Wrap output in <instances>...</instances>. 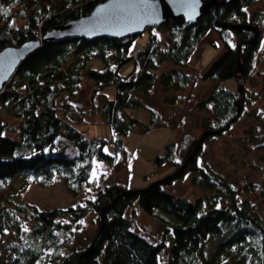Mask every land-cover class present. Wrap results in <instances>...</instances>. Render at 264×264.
Returning a JSON list of instances; mask_svg holds the SVG:
<instances>
[{
	"label": "trees",
	"instance_id": "1",
	"mask_svg": "<svg viewBox=\"0 0 264 264\" xmlns=\"http://www.w3.org/2000/svg\"><path fill=\"white\" fill-rule=\"evenodd\" d=\"M106 1L0 0V52L37 42L52 29L89 16ZM260 1L220 0L214 13L185 30L174 29L168 21L152 26L149 40L134 54L131 48L142 34L122 39H66L42 44L28 56L0 92V192L14 187L18 180L23 184L0 205V264H264V218L256 212L255 204L244 198L246 192L264 197V182L250 183L242 191L199 163L203 146L186 171L192 175L193 185L206 192L195 200L168 191L166 187L172 182L131 196L122 195L129 191L127 184H109L95 190L92 197L49 210L17 200L33 185L49 188L59 182L79 198L84 185H90L96 163L115 165L118 154L124 151L121 142L89 139L71 123L73 109L62 105V99L74 97L86 81H93V86L90 107L81 118L99 114L121 136L138 127H154L159 122L156 112L145 124L129 110L149 109L144 98L157 86L163 91L195 86L198 76L178 68L161 70L167 62L189 67V60L210 31L221 35L225 50L200 79L238 80V58L246 56L254 32L230 30L218 23L259 26L263 32L247 58L245 81L254 70L264 37V12L248 11ZM157 31L168 37L161 39ZM130 62L134 71L120 74L119 68ZM111 85L117 88L114 99L104 93ZM241 98L239 92L213 87L201 103V108L212 113L205 130L219 131L233 122ZM172 103L182 100L174 98ZM8 114L16 124L4 120ZM62 139L78 148L77 156L61 153ZM195 144L179 160V146L171 143L155 162L178 169ZM107 145L114 149L113 154L106 151ZM135 205L163 225L160 241L154 243L137 231L136 220L129 215ZM91 213L98 225L92 244L72 248L83 231V220Z\"/></svg>",
	"mask_w": 264,
	"mask_h": 264
},
{
	"label": "rangeland",
	"instance_id": "2",
	"mask_svg": "<svg viewBox=\"0 0 264 264\" xmlns=\"http://www.w3.org/2000/svg\"><path fill=\"white\" fill-rule=\"evenodd\" d=\"M207 1L204 0L205 3ZM217 2L219 4L220 0ZM217 7H212V9ZM248 11L251 14L264 12V0L249 8ZM19 24L22 23L19 21ZM157 34L163 40L168 37L161 31H157ZM148 40L149 32L146 31L134 41L131 54L136 53ZM230 42L232 45L235 44L233 37ZM224 50L225 43L221 35L216 31H210L189 60V67L175 66L171 62H167L161 71L178 68L198 76L197 84L182 91H163L158 86L155 87L150 95L144 98L149 109H132L129 112L133 118L145 124L149 123L152 114L156 112L159 122L149 129L135 128L127 136L119 135L117 137V133L104 122L99 114H89L86 118H81V114L90 107L89 98L93 81H86L74 97H63L64 104L62 105L73 109L71 118H69L71 123L78 130L83 131L87 138L117 140L123 143L124 151L118 154V161L115 165L96 163V171L90 185L87 187L84 185V190L79 198L68 193L66 187L59 182L49 188L33 185L17 200L34 204L41 210L64 208L76 202L77 199L92 197L95 190L102 189L109 184H127L129 190L143 189L151 183L177 172L179 168L175 169L167 164L158 165L155 160L164 153L167 145L174 142L179 146V160H182L191 144L194 141L197 143L202 134L207 131L204 124L211 120L212 113L201 108V103L207 98L213 87H224L241 93L239 79L226 81H202L200 79V75ZM134 69V63L130 62L121 66L119 72L122 75H128ZM243 89L244 99H239L242 104L240 116L223 135H212L213 137L206 142L207 138L204 141L205 145L203 144L204 151L198 157L202 166L204 165L214 174L228 179L242 191L250 183L261 184L264 182V37H262L255 55L254 70L245 79ZM104 93L106 98L114 99L117 96V88L114 85L108 86ZM174 98H181L182 103H172ZM4 120L8 123H17L11 114L4 115ZM60 143L62 154L67 157L78 155L79 151L76 146L69 144L64 139ZM106 151L114 153V149L109 145L106 146ZM191 180L192 175L185 174L181 181L172 182L166 189L177 196L191 200L202 197L206 192L201 187L193 185ZM22 185V182L18 180L14 187H7L0 192V205H3L2 202L6 196L17 192ZM244 195V198L255 204L258 215L264 218V197L257 193L246 192ZM129 215L136 220L139 233L147 236L154 243L162 239L163 225L155 218L144 213L137 205L134 210L129 212ZM82 227L83 231L74 240L72 248H85L92 244V239L98 229L95 215L91 213L83 220ZM167 257L165 254L164 258L167 259Z\"/></svg>",
	"mask_w": 264,
	"mask_h": 264
},
{
	"label": "water",
	"instance_id": "3",
	"mask_svg": "<svg viewBox=\"0 0 264 264\" xmlns=\"http://www.w3.org/2000/svg\"><path fill=\"white\" fill-rule=\"evenodd\" d=\"M220 3V2H219ZM217 0H107L98 5L87 17L71 21L60 27L54 28L44 35L43 39L37 42L27 43L18 48H7L0 52V92L16 73L19 66L42 44L58 42L66 39H87L93 40L98 37L122 39L143 34L152 26H160L164 22H170L176 30H185L195 25L204 15L215 12L212 7L218 6ZM224 28L241 30L245 28L238 25L219 24ZM256 32L249 42V48L243 60L238 58L236 73L241 82L239 91L244 96V77L247 75V58L260 39L258 27L253 28ZM238 114L233 122L240 116L241 101H238ZM233 122L219 131H205L196 143L192 153L184 164L174 174L157 180L143 189H135L124 192L122 195L131 196L144 193L157 185H164L174 182L184 176L190 161L195 158L204 144V141L211 135H217L226 130ZM105 215V210L103 211ZM102 230V229H101ZM101 232V231H100ZM99 232V233H100ZM99 234L97 235V237ZM97 238H95L96 241ZM95 245V242L93 246Z\"/></svg>",
	"mask_w": 264,
	"mask_h": 264
},
{
	"label": "bare ground",
	"instance_id": "4",
	"mask_svg": "<svg viewBox=\"0 0 264 264\" xmlns=\"http://www.w3.org/2000/svg\"><path fill=\"white\" fill-rule=\"evenodd\" d=\"M243 27H245V28H242L241 30H249V31H253L254 32V36H255V31L253 30V28H255L256 26H252V25H243ZM258 27V31L260 32V36L262 35V31H261V29L259 28V26H257ZM256 27V28H257ZM230 30H233L232 28H230V27H228ZM257 45V44H256ZM244 59V58H243ZM237 106H238V104H237ZM241 112H242V104H241ZM241 114V113H240ZM119 133L117 132V137H119ZM123 144V143H122ZM123 152V151H122ZM186 174V173H185ZM161 179H163V178H161ZM160 180V179H159ZM165 185V184H164Z\"/></svg>",
	"mask_w": 264,
	"mask_h": 264
},
{
	"label": "crops",
	"instance_id": "5",
	"mask_svg": "<svg viewBox=\"0 0 264 264\" xmlns=\"http://www.w3.org/2000/svg\"><path fill=\"white\" fill-rule=\"evenodd\" d=\"M171 167V166H170Z\"/></svg>",
	"mask_w": 264,
	"mask_h": 264
}]
</instances>
